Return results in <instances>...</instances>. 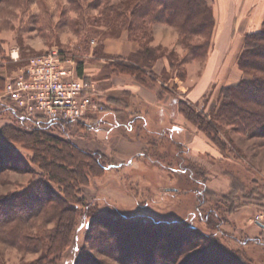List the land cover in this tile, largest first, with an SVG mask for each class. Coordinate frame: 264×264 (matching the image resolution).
Segmentation results:
<instances>
[{
	"label": "rangeland",
	"instance_id": "374dc122",
	"mask_svg": "<svg viewBox=\"0 0 264 264\" xmlns=\"http://www.w3.org/2000/svg\"><path fill=\"white\" fill-rule=\"evenodd\" d=\"M114 1L0 0V85L5 77L11 76L12 71L23 65L28 58L56 47L78 62L84 61L87 66L96 68L98 79H101L100 89L104 90L108 84L105 79L108 73L123 75L115 71L111 63H117L123 57L108 55L104 48L101 53H96L105 39L112 37L109 29L104 26L106 24L102 23L101 16L106 7L120 4L113 3ZM126 1L130 0L122 2ZM208 2L212 6L211 0ZM117 26L115 25L113 32L121 34L119 25ZM214 33L215 31L211 47ZM153 41L154 30L149 42L151 46L159 47L166 53L173 52L179 61L186 56L187 51L180 43L182 50L176 51L164 46H154ZM16 49L21 57V61L17 63L11 58L12 51ZM167 60L168 68L160 73L147 69L148 84L145 87L160 90L161 95L168 98H179L176 82L185 81L187 63L182 67L172 68L170 60ZM179 70L186 71L185 79L178 77ZM223 87L219 84L213 87L212 90L217 91L210 94L198 107L195 106V109L213 115L220 105ZM102 96V100H106V107L115 106L108 101L110 95ZM16 116L21 120L20 123L0 105V197H17L26 188L47 179L42 169L43 146L36 149L38 147H34L35 143L32 141L34 137L30 136L33 124ZM104 128L102 122L82 121L79 124L54 125L48 129V133L77 145L88 154H103L100 151L108 147L105 142L96 139L99 131ZM225 130L219 136L227 145L225 155L230 160L215 163L212 159L203 158L206 159V165H217L216 172L232 174L234 189L226 193L208 191L201 193V196L195 194L193 191L199 192L202 186L194 183L193 171L197 173L193 174V178L202 181H207V174L211 175L212 172L207 170V173L206 165L194 163L186 154H183L182 161L170 159L174 162L170 163L173 166L169 169L155 166L151 157L153 160L142 159L136 168L111 173H102L98 167L93 172L88 167H93V162L85 157L88 165L87 183L66 180L62 186L48 180L54 193L52 201H47L32 219L21 223L26 240L33 243L38 237L45 239L42 250L25 251L0 238V264H31L45 256L54 261L50 264H142L145 263L141 257L144 253L153 254L162 247L168 248L174 257L177 249L183 247L176 262L178 264L188 258L191 254L188 250L192 247L198 246L206 250L208 244L205 238L210 241L214 239L228 250L230 256L217 253L205 255V252L201 256L197 253L190 264H264V139L248 137L237 132L235 127H226ZM2 133L8 141L4 137L2 139ZM60 147H56V150ZM156 157L159 160L160 157ZM105 160L109 166L111 162H116L109 157ZM160 160L167 162L162 158ZM176 164L188 168V173L180 176L172 171V167L179 168ZM68 170L72 168L69 167ZM198 207L202 219H199V213L195 211ZM63 213V220L67 216L75 218L71 243L66 247L60 243V254L57 257L50 256L47 253V236L54 231L59 223L58 216L60 214L62 217ZM142 221L147 224V228L143 230L137 228ZM190 229L196 230L199 235ZM191 240L195 244L190 247L188 244ZM103 246L110 247L106 249L107 254L104 253ZM146 262L157 263L154 259Z\"/></svg>",
	"mask_w": 264,
	"mask_h": 264
},
{
	"label": "trees",
	"instance_id": "16d2710c",
	"mask_svg": "<svg viewBox=\"0 0 264 264\" xmlns=\"http://www.w3.org/2000/svg\"><path fill=\"white\" fill-rule=\"evenodd\" d=\"M101 17L103 18L102 23L106 24L104 26L111 33L110 36H120V33L113 32L116 29L115 25L118 24L121 33L125 30L128 31L129 38L140 43V49L137 52L117 63L114 61L111 63L112 67L116 69L115 71L133 76L144 86L148 84L147 69L151 70L162 57L170 60L172 68L182 67L183 64L185 65L190 61L204 60L211 49L216 24L214 10L208 0H130L106 7ZM156 23H165L176 28L179 33V43L187 51L183 60H177L173 52L166 53L161 48L150 45L149 42L152 40L153 33L151 26ZM103 48L102 44L96 53H101ZM238 66L245 77L238 83L221 89V102L213 115L199 112L195 106L190 105L187 101H178L179 112L198 130L205 133L222 153L227 152V145L222 142L219 135L221 132H226V127H235L237 132L248 137L264 139V21L260 30L246 35L244 49L238 58ZM178 77L185 79L186 71L179 70ZM14 117L19 123L21 122L15 115ZM27 121L33 124L30 136L34 137L32 139L35 143L34 147L37 146L36 149H39L41 145L43 146L42 158L44 163L42 169H44L47 179L40 181L35 186L26 188L17 197L12 195L0 197V238L7 244L18 246L25 251L38 252L34 249L42 250L45 239L38 237L33 243L29 242L25 239L21 223L32 219L41 211L47 201H52L54 193L48 185V180L62 186L66 180L73 182L79 180L81 184H86L88 181L86 179V166L88 165L85 163L87 161L85 157H89L93 162V167L88 166L90 170L93 169V172L98 167L102 173H106L109 164L106 162L104 154L99 152L88 154L77 145L62 141L48 133L50 127L65 124H56L40 119H28ZM1 136L3 139L4 134L2 133ZM4 139L7 140L5 137ZM230 143L233 144L231 140ZM59 146H61L60 149L56 150V147ZM69 167L72 170H68ZM179 167L183 168V165ZM193 174H197L196 171H193ZM193 174L194 183L202 186L199 192L196 190L193 192L199 196L201 193H207L209 191L206 188L207 181L197 180L193 178ZM226 174L231 177L232 190L235 182L232 179L233 175L227 172ZM195 211L199 213V219H202L200 208H196ZM195 214L197 213L195 212ZM64 215L65 213L60 217L59 214L58 225L47 236L49 242L47 253L50 256L57 257L60 254V249L62 250L60 243L63 247L71 243L75 218L67 216L63 220ZM144 223L142 221L137 228L146 229L147 224ZM206 223H208V218ZM192 232L198 234L196 230H192ZM203 239L204 237H202V241H204ZM205 240L208 244L206 250L198 246L192 247L188 250L191 253L188 258L178 264H190L194 260L193 258L198 254H204L203 252L205 255L217 253L221 256H230L228 250H225L214 239L210 241L205 238ZM212 242L218 245L215 246ZM194 244L191 240L188 246L191 247ZM182 248L177 249L174 257L168 248L162 247L153 254L144 253L141 257L145 263L142 264H147L146 261H151V259L157 262L155 264L158 262L159 264H177ZM104 249V253L107 254L106 249H110V247L105 246ZM171 251L173 250L171 249ZM164 261L165 263H163ZM50 263H54V261L48 260L45 256L31 264Z\"/></svg>",
	"mask_w": 264,
	"mask_h": 264
},
{
	"label": "crops",
	"instance_id": "0c3cea01",
	"mask_svg": "<svg viewBox=\"0 0 264 264\" xmlns=\"http://www.w3.org/2000/svg\"><path fill=\"white\" fill-rule=\"evenodd\" d=\"M122 1L125 0H115L113 3ZM211 4L216 19L212 47L203 61L187 63L185 81L176 82L179 98L162 96L160 90L146 89L131 75L117 76L112 72L106 75L108 84L101 90V79H98L96 68L87 66L84 61L79 62L80 76L86 81L97 83L94 96L105 106L104 112L90 114L85 122H102L105 127L99 131L96 140L105 142L108 147L99 151L116 161L111 162L107 173L136 168L142 159L151 157L155 166L166 169L173 166L170 163L174 161L170 159L182 161L183 154L201 165H206V159H212L215 163L230 160L205 133L179 112L178 101L185 99L190 105L198 107L210 94L217 91L212 90L213 87L218 84L222 87L234 85L243 78L237 62L238 57L243 50L245 35L260 30L263 25L264 0H211ZM153 30L152 45L182 50L175 27L156 23ZM103 44L104 52L108 55L123 58L140 49L139 42L131 40L126 30L119 37L105 39ZM168 64L167 58L162 57L150 71L160 73L168 68ZM16 73L17 69L12 71L11 76L5 77L0 90ZM103 94L110 95L108 101L114 103V107H106V100L101 98ZM156 156L160 157L159 160ZM209 164L205 166L206 172L211 170L212 173L207 174L206 188L213 193H226L231 190V177L226 172H216L217 165ZM176 166L179 167L177 164ZM171 170L180 176H185L189 171L186 167H172Z\"/></svg>",
	"mask_w": 264,
	"mask_h": 264
},
{
	"label": "built area",
	"instance_id": "2783aa9c",
	"mask_svg": "<svg viewBox=\"0 0 264 264\" xmlns=\"http://www.w3.org/2000/svg\"><path fill=\"white\" fill-rule=\"evenodd\" d=\"M11 58L20 62L19 50H13ZM79 67V62L60 48L34 55L5 83L0 105L26 120L65 125L86 121L90 114L104 112L105 106L94 96L97 83L82 78Z\"/></svg>",
	"mask_w": 264,
	"mask_h": 264
}]
</instances>
